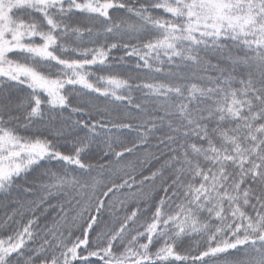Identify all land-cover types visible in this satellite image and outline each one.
<instances>
[{
	"label": "snow or ice",
	"instance_id": "6c2138e0",
	"mask_svg": "<svg viewBox=\"0 0 264 264\" xmlns=\"http://www.w3.org/2000/svg\"><path fill=\"white\" fill-rule=\"evenodd\" d=\"M0 264H264V0H0Z\"/></svg>",
	"mask_w": 264,
	"mask_h": 264
}]
</instances>
